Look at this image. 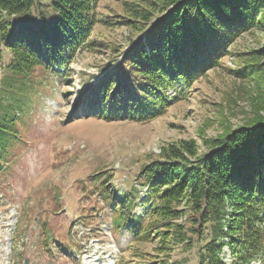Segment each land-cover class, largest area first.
Instances as JSON below:
<instances>
[{
	"label": "rangeland",
	"instance_id": "rangeland-1",
	"mask_svg": "<svg viewBox=\"0 0 264 264\" xmlns=\"http://www.w3.org/2000/svg\"><path fill=\"white\" fill-rule=\"evenodd\" d=\"M169 1L96 0L94 29L69 67L59 66V75L39 65L27 85L5 68L11 53L4 47L0 102L5 79L27 104L15 106L19 136L0 171V264H200L211 233L203 222L194 226L195 210L182 201L175 225L153 228L161 217L137 205L130 215L142 214V228H152L144 237L117 224L120 196L137 189L143 200L145 167L170 149L189 141L193 154L181 152L195 160L222 135L264 116V11L215 66L169 94L162 114L110 120L87 111L99 80ZM177 224L191 242L179 239ZM221 255L235 261L228 245Z\"/></svg>",
	"mask_w": 264,
	"mask_h": 264
},
{
	"label": "trees",
	"instance_id": "trees-1",
	"mask_svg": "<svg viewBox=\"0 0 264 264\" xmlns=\"http://www.w3.org/2000/svg\"><path fill=\"white\" fill-rule=\"evenodd\" d=\"M95 1L0 0V66L5 47L11 53L5 68L24 77L23 85L39 65L61 75L58 67H69L94 29ZM263 11L264 0H170L123 50L120 65L99 80L88 113L110 120L162 114L172 101L169 89L189 85L215 66L233 37L253 27ZM7 81L1 86L6 100L0 102V171L19 136L15 106L25 109L27 104ZM191 145L186 141L145 167L147 196L140 200L137 189L122 194L117 224L134 226L148 237L151 226L142 228V214L130 212L145 205L149 215L161 217L153 228L172 227L184 201L199 214L194 226L210 227L209 240L200 246V264H228L221 255L225 245L235 257L231 264L264 262V116L222 135L216 148L195 160L181 152L193 154ZM177 225L179 239L191 242Z\"/></svg>",
	"mask_w": 264,
	"mask_h": 264
}]
</instances>
